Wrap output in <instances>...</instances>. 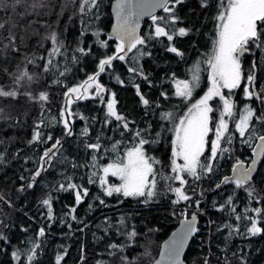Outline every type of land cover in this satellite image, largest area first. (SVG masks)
<instances>
[{"label":"snow or ice","instance_id":"obj_1","mask_svg":"<svg viewBox=\"0 0 264 264\" xmlns=\"http://www.w3.org/2000/svg\"><path fill=\"white\" fill-rule=\"evenodd\" d=\"M75 3L76 0H73ZM187 3V0H116L115 27L111 33H105L101 29L89 32L90 25L84 18L91 16L93 21L99 20L100 9L103 0H79L78 12L81 17L80 31L76 39V48L70 58L66 55V44L63 33L50 31L47 40L52 47L46 56H29L18 45V37L14 33L15 24L0 22V99L19 102L21 97L40 107V119L33 124L32 136L29 144H46V148L39 157L35 170H30V176L21 174L18 179L21 183L17 186L18 192L26 196L30 191L38 187L43 174L54 167L53 160L61 150L66 147L67 140L79 136L76 141L77 148L82 147V162L72 161L74 169L88 170L82 174L80 181L75 182L73 177L65 176L63 182H57L50 187L46 197L40 201V205L46 212L41 219L43 224L38 226L33 236L26 240L29 245L25 249L17 247L13 243L11 229L16 225L5 223L0 218V255H4L11 248L10 259L23 264H42L41 253L44 250L46 238L53 225L64 226L72 229L68 219L58 217L54 203L58 199L57 193L70 194L73 204L69 205V211L65 214L71 221L83 223L76 215L77 208L85 201H91L87 207L91 210L93 204L98 202L100 206L108 207L105 198L120 197L118 202L124 199H135L144 205L158 202L161 195L159 187L163 181L166 190L172 195L173 205L183 204L179 210L183 218L178 232H174L173 239L164 245V251L155 264H182L181 253L189 240H193L200 231L198 227L199 217L207 215L205 205L208 191L222 190L227 185H233L234 191L224 203L211 202V207L218 212L227 210L229 220L217 225L216 231H227L226 243L235 238L247 239L264 237V207H252V203L264 202V196L260 195L257 183L264 184V175L258 173V165L264 161V83L261 82L259 73L264 71V0H218L217 12L214 17L216 28L211 51L201 54L193 67L189 69L191 77L178 79L173 73L169 78L173 86L170 95L167 90L159 95L164 100L173 97L187 105L186 111L179 113L175 110H162L157 124L159 131L153 132V127H139L135 121L130 120L118 110L120 101L117 93L107 84L100 81L102 74H107L115 80L116 84L125 87L126 81L115 68L114 62H123L127 73L132 74L128 81L136 91V95L145 109L161 107L155 104L141 91V85L136 79L145 82L149 88L154 87L151 79V71L145 70L143 60L151 58L149 49L153 41L164 45L166 52L172 53L181 59L185 53L177 46L179 39L194 34V29L180 26L182 19L179 9ZM199 7L206 10L211 5V0H198ZM23 8L24 14L34 13L40 15L41 9H52L51 0H0V10L10 9L13 13L17 8ZM157 9H162L165 16H157ZM63 9H61L62 14ZM45 15L50 13H44ZM149 16L152 24L150 35L138 34L140 20ZM91 35L94 41L89 44L85 37ZM7 41V43H5ZM110 41L115 42L112 52ZM135 50V51H134ZM260 53V59H251L249 65L245 64V57H256ZM15 55L22 60L15 63V71L9 67L14 61ZM131 54V55H130ZM57 57L65 62L62 65ZM95 58V69L86 78L74 84H67L65 78L72 72L71 65L76 66V71H84L82 65L85 61ZM44 61L42 72L52 74V83L63 88V98L66 101L59 112V119L53 117L47 123L42 118L48 111L47 105L51 103L50 93L46 90L33 92L30 86L37 83L40 77L29 70V65L39 67L37 61ZM203 65V67H202ZM207 73V88L203 95L193 100L194 92L201 86V73ZM8 80V83L4 81ZM242 88L243 107L235 99L237 92ZM94 100L103 110V117L82 114L71 105H80L83 102ZM189 101H192L188 104ZM215 114V115H214ZM11 116L0 108V120H11ZM77 120L82 127L77 134L75 125ZM115 122V124H114ZM165 123L170 127H165ZM231 123V127H230ZM21 124L15 120L11 127ZM59 125L62 128L61 138L51 134H45L44 129ZM99 126L96 131L95 126ZM120 129V136L128 134V147L125 141L115 140L108 136L113 128ZM171 133L167 159L157 156L155 151L162 148L166 134ZM238 133L240 142L253 146L254 159L250 164L236 159L231 169V175H223L208 189L201 186V181L216 176L220 170L221 161L231 158L233 145ZM212 137L210 140L209 137ZM109 139L111 143L109 144ZM258 141V143H254ZM0 171L8 165L10 159L19 157V152L9 155L6 142L0 138ZM121 145H124L122 148ZM207 153V155H205ZM111 154V162L99 163L102 157ZM28 163V161H25ZM167 165V167H165ZM254 174L256 176L254 177ZM7 178V173L0 176V182ZM12 182V181H10ZM89 185H96L100 194L90 195ZM45 187H48L45 185ZM243 190L248 199L243 212H237L234 202L237 192ZM0 202L7 204L9 208L23 212L22 206L13 205L11 199L0 192ZM191 209V212H189ZM27 215L26 212L23 213ZM175 214V213H174ZM251 214V215H250ZM32 222L36 217L29 218ZM109 218H106V221ZM244 222V231H241L239 223ZM209 221V224H215ZM119 224L123 231L118 233L126 237V243L110 242L107 245L109 256H119L123 264H135L129 256L125 255L126 248L139 235L134 227L126 226V220L121 217ZM20 230L29 232V228L19 225ZM83 231V229H79ZM83 253V249H81ZM243 251V250H241ZM235 255V253L233 254ZM67 248L55 255L54 264H66ZM83 259V255L81 257ZM3 264V262H0ZM98 264H107L100 261ZM204 264H209L205 258ZM240 264H250L247 255L240 256Z\"/></svg>","mask_w":264,"mask_h":264},{"label":"trees","instance_id":"obj_2","mask_svg":"<svg viewBox=\"0 0 264 264\" xmlns=\"http://www.w3.org/2000/svg\"><path fill=\"white\" fill-rule=\"evenodd\" d=\"M115 0H103V5L100 9V19L93 21L91 16L85 17V23L90 25L88 31L92 32L96 29H101L105 33H111L113 28V12L112 5ZM52 9L44 8L39 10L40 15L34 13L25 15L23 8L18 7L13 13L10 9L0 10V22L14 23V33L18 37V45L22 51L29 56L39 57L46 56L51 50V43L46 39L50 31H56L58 34L63 33V38L66 44V55L70 58L76 48V39L80 31L81 17L78 12L79 0L74 3L73 0H51ZM218 0H211V5L208 9L202 10L199 7L198 0H187V3L180 7L179 16L182 19L180 26H187L194 29V34L179 39L177 46L184 51L183 59L175 56L172 53L164 50V45L153 41L149 49L152 52V57L145 58L143 64L145 70L151 71V79L154 87L149 88L147 84L140 79L135 82L141 85V91L144 92L151 101L159 104L161 107L145 109L141 104L136 91L131 84L128 83L132 79V74L127 73L126 65L123 62H114L115 68L123 79L126 81L125 87L116 84L115 80L107 74L100 76V81L105 83L113 91L117 93V99L120 101L118 110L130 120L144 128L148 124L153 127V132L159 131L157 127L159 121V113L170 111L175 108L179 113L186 108L180 100L173 97L170 100H164L159 93L167 90L171 95L173 86L170 84L168 78L174 73L178 79H186L189 75L191 64L201 55L211 50L208 49L213 42L215 35L216 23L214 17L217 12ZM61 9H63L61 14ZM44 13H50L45 15ZM164 13V12H163ZM167 15L166 13L161 14ZM152 21L143 23L142 36L150 35V26ZM85 40L91 44L94 37L88 35ZM7 43V41H5ZM111 47L108 49L112 52L115 47V42H109ZM131 55V54H130ZM14 61L10 62L9 67L15 71V63L22 60V57L15 55ZM260 59V53L257 52L256 57H245L246 66L249 65L251 59ZM57 60L63 65L64 60L57 57ZM199 60V59H197ZM39 67L29 65V70L35 72L40 79L37 83L30 86L29 90L39 92L46 90L50 93L51 103L47 105L48 111L42 117L47 123L51 118L59 119V112L62 110L64 89L52 83L53 76L49 73H43L42 67L44 61H37ZM95 58L85 61L82 67L84 71H76V66L71 65L72 72L65 78H62L65 83L71 85L80 82L86 78V74H91L95 69ZM203 72L202 81H206L207 75ZM261 82L264 83V71L259 73ZM8 83V80L4 81ZM207 86L206 83L198 88L194 98H197L202 93V90ZM242 88L237 92L235 99L240 102V107H243ZM64 107V106H63ZM0 108H3L7 114L11 116V120H0V138H2L7 145L9 155H14L19 152V157L10 159L7 167L0 171V176L7 173V178L0 182V192H3L9 197L13 205L22 206L23 212L16 210V207L9 208L7 204L0 202V218L5 220V223L11 222L16 225L10 231L12 234L13 243L25 249L29 245L26 240L33 236L38 226L43 224L41 219L46 209L40 205V201L46 197L49 188L54 186L58 181L63 182L65 176L73 177L75 182H79L81 175L86 174L88 170L74 169L72 161L76 163L82 162L83 151L82 147L77 148L76 141L79 136L67 140L66 147L61 150L60 154L53 160L54 167L43 174V179L39 181L38 187L30 191L26 196H22L17 186L21 183L17 177L21 174L28 177L30 170H35L39 157L42 152L51 146L52 142L46 144H29L32 136L33 124L40 119V107L33 104L25 97H21L19 102L5 101L0 99ZM73 109H78L82 114L89 116L103 117V110L96 104L94 100H89L80 105L73 104ZM215 115V114H214ZM20 120L21 124L11 127L15 120ZM115 124V122H114ZM82 127L81 122L77 120L75 129L79 134ZM165 127L170 125L165 123ZM231 127V123H230ZM96 131H99V126H95ZM45 134H51L54 139L61 138L62 128L59 125L46 127ZM123 140L128 147L131 146L128 141V134L123 137L120 136V129L113 127L105 139ZM236 142L232 146L233 151L231 158L221 161L220 170L216 176L210 179L202 180L201 186L208 189L218 181V178L223 175H231V169L235 164L236 159L245 161L250 164L253 159V146L243 144L240 142L238 133L236 134ZM210 136V140H211ZM171 139V133L166 134L165 142L162 148H157L154 154L163 159H167L170 155L168 151ZM111 140L109 139V144ZM258 143V141H254ZM5 145H0L3 148ZM123 148L124 145H121ZM28 161V163H25ZM111 161V154L101 158L99 163ZM167 167V165H165ZM258 173L264 175V161L258 165ZM256 174H254V177ZM12 181V182H10ZM47 185L48 187H45ZM90 195L100 194V189L96 185H89ZM161 195L158 202L149 205H144L135 199H124L123 203L118 201L120 197L105 198L108 207L100 206L98 202L93 204L90 210L87 205L91 201H85L77 208L76 215L83 223L71 221L65 214L69 211V205L73 204V198L70 194L57 193L58 199L54 203L56 215L61 218L68 219L72 224V229L64 226L53 225L49 235L44 244V250L41 253L40 261L42 264H54L55 255L57 252H62L67 248V256L65 257L66 264H98L100 261H105L107 264H123L119 256H109L107 245L110 242L119 244L126 243V237L118 233V229L123 231V227L119 224L121 217L126 220V226L134 227L139 235L126 248L125 255L129 256L135 264H153L158 257L161 244L168 238L170 233L177 227L179 222L183 219L179 210L184 207L183 204L173 205L171 203L172 195L166 190V185L163 181L159 185ZM257 189L261 196H264V184L257 183ZM234 191L233 185H227L222 190L208 191L206 193L207 200L202 207L206 208L207 215L200 216L199 228L200 231L194 237L191 246L185 256L187 264H204L205 258H208L209 264H240V256L247 255L250 264H264V237L252 238L251 241L247 239L235 238L230 243H226L225 237L227 231H216L217 225L229 220L227 210L225 212L215 211L211 207V202L224 203L225 199L232 195ZM237 205V212L242 213L244 206L248 203V199L243 190L237 192V198L234 201ZM252 207H264V202L257 204L252 203ZM26 212L27 215L23 213ZM191 212V209H189ZM175 213V214H174ZM251 215V214H250ZM36 217V221L32 222L29 218ZM106 218H109L106 221ZM215 221V224H209V221ZM232 223H239L241 231H244V222H236L234 219ZM19 225L29 228V232L20 230ZM79 229H83L80 231ZM83 249V253L81 251ZM11 248L4 255H0V262L3 264H17L16 261L10 259ZM243 250V251H241ZM235 253V255H233ZM83 255V259H81ZM23 264H27L24 260Z\"/></svg>","mask_w":264,"mask_h":264},{"label":"water","instance_id":"obj_3","mask_svg":"<svg viewBox=\"0 0 264 264\" xmlns=\"http://www.w3.org/2000/svg\"><path fill=\"white\" fill-rule=\"evenodd\" d=\"M115 4H116V0L113 2V5H112V12H113V27H115V23H116V18H115ZM163 12L162 9H157L156 11V15ZM151 19L149 16H145L143 17L141 20H140V27L138 29V34L142 35V29H143V23L146 21V20H149ZM255 157H253L254 159ZM261 207V206H259ZM181 222L182 220L179 222V224L177 225V227L170 233V235L168 236V238L161 244V247H160V251H159V254H158V257L156 258V260L159 259L160 257V254L161 252L164 251V245L166 243H168L169 241H171L173 239V233L174 232H178L180 230V226H181ZM199 222H200V217H199ZM199 226V224H198ZM194 239V238H193ZM193 240H189L188 244L185 246L183 252L181 253V256H180V260L182 261V264H187L186 261H185V256L191 246V243H192ZM156 260L153 262V264H155Z\"/></svg>","mask_w":264,"mask_h":264},{"label":"rangeland","instance_id":"obj_4","mask_svg":"<svg viewBox=\"0 0 264 264\" xmlns=\"http://www.w3.org/2000/svg\"><path fill=\"white\" fill-rule=\"evenodd\" d=\"M107 1H109V0H107ZM164 14V13H163ZM162 16V15H161ZM213 43V42H212ZM212 43L210 44V46H209V48L208 49H210L211 50V47H212ZM135 51V50H134ZM197 59H201V55L197 58ZM197 59L191 64V66H190V68H192L193 67V65H194V63L197 61ZM202 67H203V65H202ZM206 75H207V73H205ZM203 76V73H201V77ZM191 77V72L189 71V75H188V78H190ZM206 81H207V77H206ZM204 83H206L207 84V82H205V81H202L201 80V85H203ZM206 88H207V86L202 90V93L199 95V96H197V98H194V95L197 93V91H198V88L196 89V91L194 92V95H193V100H195V99H198L200 96H202L203 95V93H204V91H206ZM196 96V95H195ZM192 101H189L188 102V104H190ZM65 103H66V101L63 99V105H62V108H63V106L65 105ZM183 104V103H182ZM183 106H186L187 107V105H185V104H183ZM73 107V105H71V108ZM184 111H186V108L185 109H183V111L182 112H184ZM181 112V113H182ZM209 139H210V137H209ZM212 139V138H211ZM205 155H207V153H205ZM111 162V161H110Z\"/></svg>","mask_w":264,"mask_h":264},{"label":"flooded vegetation","instance_id":"obj_5","mask_svg":"<svg viewBox=\"0 0 264 264\" xmlns=\"http://www.w3.org/2000/svg\"><path fill=\"white\" fill-rule=\"evenodd\" d=\"M161 14H163V12L159 13L157 16H161ZM150 21H151V19L146 20L145 22L148 23V22H150ZM145 22H144V27H145ZM142 34H143V32H142Z\"/></svg>","mask_w":264,"mask_h":264},{"label":"bare ground","instance_id":"obj_6","mask_svg":"<svg viewBox=\"0 0 264 264\" xmlns=\"http://www.w3.org/2000/svg\"><path fill=\"white\" fill-rule=\"evenodd\" d=\"M158 15V14H157Z\"/></svg>","mask_w":264,"mask_h":264}]
</instances>
